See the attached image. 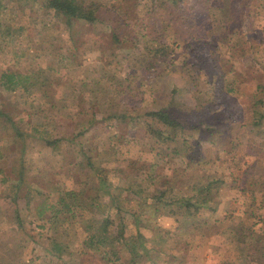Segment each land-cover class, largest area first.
Segmentation results:
<instances>
[{
    "label": "rangeland",
    "instance_id": "obj_1",
    "mask_svg": "<svg viewBox=\"0 0 264 264\" xmlns=\"http://www.w3.org/2000/svg\"><path fill=\"white\" fill-rule=\"evenodd\" d=\"M98 1L102 2L100 15H107L106 7H110L113 15L125 20L122 33L131 42L112 41L108 29L99 22H82L73 40L52 11L45 9L46 0H1L0 74L18 71L40 86L39 91L32 87L7 90L0 80V110L22 134L12 137L14 129L9 127L11 133L5 132L0 125V264H83L85 258L79 249L89 233L85 231L88 221L92 219L99 227L108 217L112 225L107 235L124 223L127 236L136 224L131 215L120 214L111 206L109 193L119 194L126 208L139 211V199L152 197L163 180L181 182L166 192V199L171 200L181 191L190 193L193 182L212 177L234 181L232 187L222 185L215 198V212L206 206L199 209L203 213L199 219L210 224L215 220L216 227H211L212 231L203 228L199 234L186 231L180 243L174 237L161 242L165 237L162 229L169 228L173 234L174 222L164 214L167 207L156 210L148 201L149 209L139 216L138 231L149 253L138 264H224L232 259L233 250L222 231L246 218L244 211L252 200L262 209L253 228L264 232V0L235 4L243 17L235 30L242 41L234 47H244V57L231 56V29L222 22H211L202 30L206 13L198 0H176L174 15L180 19L161 31L175 60L158 59L149 64L148 46L153 43L145 31L155 28L157 35L162 25L158 28L146 23L148 1H140L129 18L118 7L120 0ZM155 18L160 19L157 14ZM18 27L21 31L15 32ZM171 91H176L174 96ZM117 92L123 98L119 107ZM199 101L202 115L204 111L209 114L207 122L213 127L211 137L216 142L189 126L171 128L152 118L144 120L146 113L164 107L181 124L190 125L198 119L194 107ZM110 103L119 113L126 112L125 116L105 118ZM4 125H10V120ZM40 125L50 129L51 139L61 141L56 146L46 145L40 138L43 133L33 134V128ZM198 136L195 148L193 140ZM66 138H72L73 143ZM258 147L263 148L260 154ZM98 150L102 154L98 155ZM89 155L95 160L93 168L87 163ZM181 157L188 160L184 163ZM131 158L140 162L128 165ZM18 161L24 163L22 181L18 180L20 175H13ZM142 162L153 165L149 184L144 182L146 176L149 178L147 170L135 171ZM183 169L186 174H182ZM242 171L258 176L246 182L238 175ZM133 175L147 185L141 196L124 191ZM103 179L109 193L98 188ZM72 188L84 192L87 201L97 195V208L81 211L77 222L70 221L64 230L69 248L56 256L50 250L51 242L64 237L63 228L52 223L47 206ZM137 188L135 183L133 189ZM205 198L200 194L192 201ZM118 247L125 259L127 255ZM96 262L102 264L100 258Z\"/></svg>",
    "mask_w": 264,
    "mask_h": 264
},
{
    "label": "trees",
    "instance_id": "obj_2",
    "mask_svg": "<svg viewBox=\"0 0 264 264\" xmlns=\"http://www.w3.org/2000/svg\"><path fill=\"white\" fill-rule=\"evenodd\" d=\"M140 1L144 0H120L118 7L121 10H125L126 17L129 18V14L133 10H136L137 7H140ZM147 1L148 2H146L147 5L145 12L147 18L146 23L150 24L152 27H154L155 25H157L158 27V24L162 25V30L159 29L158 31L160 32L157 35L154 34L156 32L155 28H151L149 31H145V35H147V40H150L153 43L151 46H148L151 51V57L148 59L147 64H149V62L154 63L158 59L165 60L171 63L175 60L174 51L168 44L165 43L163 37L164 35L161 31H164V29H166L167 27H173L175 24H177L180 19V16L174 15V12H176L174 10V4H176V0ZM238 1L239 0H198V3L202 6V9L206 13V17L202 22V30H204L205 26L209 25V23L211 22H222L226 28L231 29V31L228 33L229 40H231L233 43V46H231V48H233L231 56H235V54H237L238 57H244L246 54L244 47H234V45H238V43H241L242 41V37H236L237 32L235 31L237 29V21L241 17H243L242 12H239V10H237L235 6L236 2ZM243 2H245V0H240V3ZM44 5L45 9L52 11L57 23H61L62 25H64L73 40H75L74 34L78 33V31L76 32L75 29L77 26L79 27L82 22L85 24H94L96 22H99L104 24L105 28L108 29V33L112 41L116 42L117 44H121L125 40L131 42L129 37L122 33L124 25L126 24L125 20H122L121 17L118 15H113L112 10L114 8L110 7H106L105 12L107 13V15H100L102 2L98 0H46ZM155 14H157L158 18H160L159 21H157V19L155 18ZM21 29L22 27H18L15 29V32H19L21 31ZM207 29L210 30L209 28ZM99 77L103 79V76L99 75ZM0 80L1 85H3L4 88L7 90H13L16 87H21L24 90H27L32 87L33 90H38L40 86L38 82V86L35 82L30 83L28 75L18 71H3L0 74ZM26 82L28 83L26 84ZM100 91H102V88L100 89ZM175 92L176 91H171V94L174 96ZM119 94L121 93L117 92V94H114L115 96L120 98V104H116L117 107L121 106V99H123ZM43 95L47 96L45 92H43ZM114 107L115 106L110 103L109 106L105 108V110L107 111L104 112L105 118L119 119L125 116L124 114L126 112L120 111L119 113V109ZM194 110H196L197 112L198 119L190 125L181 124L179 121H177V119L173 118L171 112L167 111L164 107H159L156 110L146 113L144 120L146 121L147 118H152L154 119L155 123H161L162 125L169 126L171 128L175 127L183 129L189 126L201 132L203 131L204 135L208 136L206 137L208 141L216 142L217 139L212 138L214 137L213 127H211L210 124H208L207 122L210 120L208 112L204 111L202 115L203 108L201 107V101L197 103V105L194 107ZM0 118L3 119V122H0V125H2V130L7 132L9 130V127H11L12 129H14L13 133L11 134L12 137L14 135H17L18 137L22 135L19 128H15L14 121L10 119V117H7V115L1 110ZM261 118L262 117L260 116V119ZM9 120L10 125H4V123L6 122L9 123ZM256 123L258 124V120L256 121ZM256 123H254V125H257ZM160 131L162 132V128H160ZM37 132H39V134L43 133L40 138L48 146H56L57 143L61 141V139H58V137L51 139V137L49 136L50 129L46 128L45 125H42V128L41 125L39 126V128L34 127L33 134ZM216 133H218V131L215 132V135ZM168 136L171 135L168 134ZM72 138H66V140L73 143L74 138ZM171 138H173V136H171ZM200 138L201 137L198 136L195 137V139L193 140L195 148L198 145ZM257 149V153H259L263 148L258 147ZM195 151L196 153H198V149H195ZM174 153L178 154L179 150H174ZM99 154H102V151L98 150V155ZM87 159V163L90 165L91 168H93V163L95 160H93L90 155L87 157ZM187 160V157L182 158V161L184 163ZM137 162H140V159L131 158L128 160V165H132ZM18 163L19 164L17 165H13V175H20L18 180L22 181L21 177L22 170L24 169V163L22 161H18ZM254 164L256 165V162L251 165L254 166ZM189 166L190 165L188 163L187 167ZM17 169L18 171L15 172ZM143 169L149 172V178L146 176L145 180L147 181L144 180V182L149 184L153 180V165H144L142 162L141 167L135 168V171L139 172ZM242 172V174L239 173L238 175H243V178H246V182L258 176L254 173H248L247 171ZM182 174H186V171L184 169L182 170ZM238 175L237 177H239ZM228 182L230 183L228 184ZM233 182V180L228 181L225 178L222 179L220 177L208 178L205 181H202V183L193 182V187L191 189L192 195H190L191 192L186 193L181 191L180 195H178L177 197L172 198L171 200H167L166 192L172 189L173 187H177L179 183L181 184L180 181H176V183H174V181L169 178L167 180H163L160 184H158V187L157 189H155V192L152 197L149 198V196H146L143 199H139L140 203L137 202L139 209L138 211L135 210L136 208L133 210V207L126 208L123 205V198L118 199L119 194H110L109 187H107L108 184L106 180L103 179V183L98 185L99 190H104V192L109 193L111 206L114 207L115 210L120 214L125 212L131 215L135 219L136 224L127 236H125L124 223H120V227L114 234L107 235L106 232L112 225V222L110 221V219H108V217H105L99 222V227L94 225L92 219L88 221L85 224V231H89V233H87L88 235L83 238L81 247L79 249L81 251L82 256L85 258L83 264H97L96 261H98L99 258L102 264H138L141 261L142 256L149 253V249H145L142 242V237L140 236L138 231V225L140 224L139 216L144 215L145 210L149 209L148 201H152L154 203L156 210L163 207L162 205H164V207H167L164 214L166 216H170V218L174 222L175 231L173 234L170 235L169 228L164 227L162 229V232L164 233L165 237L161 239V242H165V240H167L168 238L174 237L176 238L174 239V241H178V243H180V241H182V236L184 233H186V231L194 234H199L200 230L203 228H205V230L209 229L210 231H212L213 229L211 227H216L214 225L215 220H213L212 224L208 222L203 223V221L199 219V217L203 214L199 209L201 206H206L205 208L208 209V211L215 212L217 209V202L215 201L216 195H218V192L221 189L222 185H229V187H232ZM135 183L138 186L136 190L133 189ZM144 186L147 185H144L143 181L137 182L136 178L133 175L127 181L124 191L128 194H132L133 196L137 197L141 196L142 193L148 190L147 187ZM83 193L84 192L73 188L66 191H62L58 195L56 201L53 204L47 206L51 211L52 223L55 224L57 228H63L62 234L64 235V237L59 240L54 239L51 242L52 246L50 250L56 256H61V254L67 248H69L68 244L66 243L67 233L64 232V230L68 229L67 226L70 221L77 222L78 218L81 216V211L85 212V210L87 209L94 210L97 208L95 204L97 195H95L93 198H89V200L87 201V199L83 197ZM200 194H205L207 198L202 200L200 199V201H192V199L198 197ZM190 196H192V198ZM261 210V206H256L255 201L252 200V202L249 204V207L244 211V213L247 215L246 218L244 217L243 220H240L236 226L230 228L228 227L226 230L222 231V233L227 236L226 241H229L233 250L232 259H229L230 261H227L224 264H264V232L262 231L258 233L253 228L255 217H257V215L262 214ZM228 216H230V214ZM120 220L121 222L123 220L121 216ZM93 229H95L94 232ZM119 245L123 249L122 253L124 255H127L125 256V259L121 258V252L118 247Z\"/></svg>",
    "mask_w": 264,
    "mask_h": 264
},
{
    "label": "crops",
    "instance_id": "obj_3",
    "mask_svg": "<svg viewBox=\"0 0 264 264\" xmlns=\"http://www.w3.org/2000/svg\"><path fill=\"white\" fill-rule=\"evenodd\" d=\"M218 203V202H217ZM218 206V205H217Z\"/></svg>",
    "mask_w": 264,
    "mask_h": 264
}]
</instances>
